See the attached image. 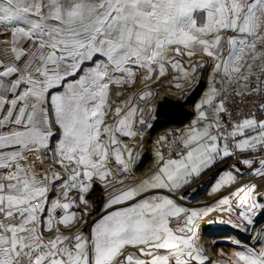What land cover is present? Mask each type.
<instances>
[{"label":"snow or ice","instance_id":"snow-or-ice-1","mask_svg":"<svg viewBox=\"0 0 264 264\" xmlns=\"http://www.w3.org/2000/svg\"><path fill=\"white\" fill-rule=\"evenodd\" d=\"M0 264H264V0H0Z\"/></svg>","mask_w":264,"mask_h":264},{"label":"rangeland","instance_id":"rangeland-1","mask_svg":"<svg viewBox=\"0 0 264 264\" xmlns=\"http://www.w3.org/2000/svg\"><path fill=\"white\" fill-rule=\"evenodd\" d=\"M198 98H199V90H197L196 92L192 93L188 109L190 108L191 105H193L195 100H197ZM167 125H172V124H167ZM167 125L163 124L160 127H157L155 129V132L151 133L150 135H156V134H159V133L163 132L164 129L167 127ZM150 164H151V160L148 159L145 162L144 168H142L141 171L146 170L149 167ZM211 175H212V173H209V176H211ZM99 194H100L99 190H97V192L93 193V197L92 198L95 199ZM204 199H205V192L201 191L200 195L197 197V200L192 201V203H197L198 201H203ZM211 218L212 217H209L208 219H211ZM216 227L212 228L211 226H208L206 229H203V231H205V233H208V231H209L207 239H209L210 237L219 236L220 234H223L224 232L232 231L231 229H227L226 226H223V225H218ZM217 247L224 248L227 251L231 247V245H229L227 243H224V242H221L219 245H217Z\"/></svg>","mask_w":264,"mask_h":264},{"label":"water","instance_id":"water-1","mask_svg":"<svg viewBox=\"0 0 264 264\" xmlns=\"http://www.w3.org/2000/svg\"><path fill=\"white\" fill-rule=\"evenodd\" d=\"M189 102L184 105L183 109H170L169 110L170 111V118L173 119V123H171V124H176L175 120H177V119H184L186 116L189 117V115H188L190 113L189 109H188ZM162 125H163V123H162ZM164 125H167V124H164Z\"/></svg>","mask_w":264,"mask_h":264},{"label":"bare ground","instance_id":"bare-ground-1","mask_svg":"<svg viewBox=\"0 0 264 264\" xmlns=\"http://www.w3.org/2000/svg\"><path fill=\"white\" fill-rule=\"evenodd\" d=\"M212 228H215L216 226H218V224H213V225H210ZM217 228V227H216ZM205 232V231H204ZM208 234H209V231L208 233H205L204 235V238L207 239L208 238Z\"/></svg>","mask_w":264,"mask_h":264},{"label":"crops","instance_id":"crops-1","mask_svg":"<svg viewBox=\"0 0 264 264\" xmlns=\"http://www.w3.org/2000/svg\"><path fill=\"white\" fill-rule=\"evenodd\" d=\"M198 99H199V98H198ZM198 99H197V100H198ZM197 100H195V101H197ZM193 105H194V103H193ZM193 105H191L190 108H189V112H190V113H191V111H192V109H193ZM190 118H191V117L189 116L188 119H190ZM185 122H187V121L185 120ZM177 126H179V125L177 124Z\"/></svg>","mask_w":264,"mask_h":264},{"label":"built area","instance_id":"built-area-1","mask_svg":"<svg viewBox=\"0 0 264 264\" xmlns=\"http://www.w3.org/2000/svg\"><path fill=\"white\" fill-rule=\"evenodd\" d=\"M177 126V124L167 125V127H174Z\"/></svg>","mask_w":264,"mask_h":264}]
</instances>
